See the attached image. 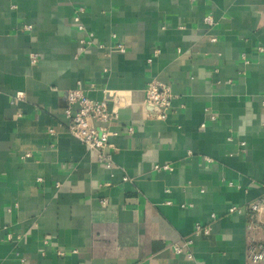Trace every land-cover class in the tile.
<instances>
[{
  "label": "crops",
  "instance_id": "0c3cea01",
  "mask_svg": "<svg viewBox=\"0 0 264 264\" xmlns=\"http://www.w3.org/2000/svg\"><path fill=\"white\" fill-rule=\"evenodd\" d=\"M261 48L264 0H0V264H256L229 209L264 196ZM76 87L118 112L112 169L66 131ZM184 237L192 259L170 247Z\"/></svg>",
  "mask_w": 264,
  "mask_h": 264
},
{
  "label": "built area",
  "instance_id": "2783aa9c",
  "mask_svg": "<svg viewBox=\"0 0 264 264\" xmlns=\"http://www.w3.org/2000/svg\"><path fill=\"white\" fill-rule=\"evenodd\" d=\"M75 22L79 32L84 34L81 38V52L85 51L93 44L94 33L87 30L86 26L82 23L81 16H75ZM204 22L208 25H213L214 19L212 16H206ZM32 25H25L24 30H31ZM215 40V38H214ZM100 47H103L100 45ZM115 47L120 51H125L126 47L122 43H118ZM264 51L263 48H261ZM159 50H156L157 55ZM33 64L38 61L37 54L30 55ZM151 61V60H150ZM16 99L23 97L22 92H17ZM173 100V94L170 86L157 80H151L147 84L146 88V104L152 107L157 113V117H164L171 108ZM65 116L68 120L66 131L70 134L81 139L88 148L96 150L99 153V160L108 168L114 167V144L110 142V136L116 134L111 130L112 122L117 118L118 112L115 107L110 108L108 99L97 101L87 95L85 90L80 87L72 88L68 91L66 97ZM212 119H216L215 114H211ZM205 126V123L202 124ZM54 133V130H50ZM242 147H245V143H241ZM27 153L25 156H30ZM157 170H170L169 165H156ZM128 180L127 177L124 178ZM264 211V196L258 200L247 204L246 206H232L229 209V213H243L248 216L249 231V244L247 257L252 263L264 264V241H259L253 235V231L259 228L264 229V225L259 222V214ZM212 218L216 219L217 215L212 214ZM212 232L211 224H202L197 222L194 226V234L209 235ZM194 239L191 237H184L178 242H174L170 247L176 254H185L188 258H194L192 251V245Z\"/></svg>",
  "mask_w": 264,
  "mask_h": 264
},
{
  "label": "water",
  "instance_id": "95a60500",
  "mask_svg": "<svg viewBox=\"0 0 264 264\" xmlns=\"http://www.w3.org/2000/svg\"><path fill=\"white\" fill-rule=\"evenodd\" d=\"M109 105L111 106L112 104H111V103H109Z\"/></svg>",
  "mask_w": 264,
  "mask_h": 264
}]
</instances>
